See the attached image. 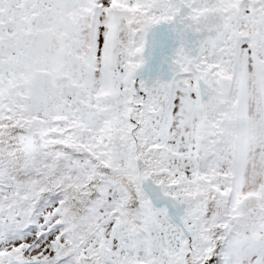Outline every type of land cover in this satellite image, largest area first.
<instances>
[{"label":"snow or ice","instance_id":"snow-or-ice-1","mask_svg":"<svg viewBox=\"0 0 264 264\" xmlns=\"http://www.w3.org/2000/svg\"><path fill=\"white\" fill-rule=\"evenodd\" d=\"M0 264H264V0H0Z\"/></svg>","mask_w":264,"mask_h":264}]
</instances>
